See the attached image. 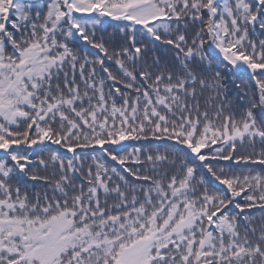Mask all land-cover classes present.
Wrapping results in <instances>:
<instances>
[{
  "label": "snow or ice",
  "instance_id": "1",
  "mask_svg": "<svg viewBox=\"0 0 264 264\" xmlns=\"http://www.w3.org/2000/svg\"><path fill=\"white\" fill-rule=\"evenodd\" d=\"M0 264H264V0H0Z\"/></svg>",
  "mask_w": 264,
  "mask_h": 264
}]
</instances>
